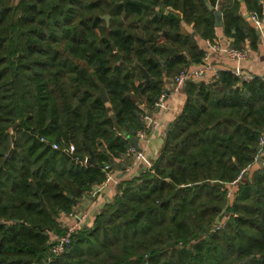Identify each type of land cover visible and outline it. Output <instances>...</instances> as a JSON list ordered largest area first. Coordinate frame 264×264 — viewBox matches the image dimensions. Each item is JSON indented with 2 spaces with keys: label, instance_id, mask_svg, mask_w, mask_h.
<instances>
[{
  "label": "trees",
  "instance_id": "obj_1",
  "mask_svg": "<svg viewBox=\"0 0 264 264\" xmlns=\"http://www.w3.org/2000/svg\"><path fill=\"white\" fill-rule=\"evenodd\" d=\"M207 1L233 48L257 40L236 0ZM245 2L262 17L259 0ZM214 27L204 0H0V264H264V82L228 71L186 83L156 160L46 261L50 234L64 232L56 218L103 181L104 164L120 167L144 128L141 105L202 60L194 34L214 40Z\"/></svg>",
  "mask_w": 264,
  "mask_h": 264
},
{
  "label": "crops",
  "instance_id": "obj_2",
  "mask_svg": "<svg viewBox=\"0 0 264 264\" xmlns=\"http://www.w3.org/2000/svg\"><path fill=\"white\" fill-rule=\"evenodd\" d=\"M238 3V13L239 15L246 20V22L252 26V23L248 17L250 13V9L247 6L245 0H236ZM261 4V18L264 22V0H259ZM177 12V11H176ZM183 25V23H182ZM191 30L188 32H192V25L190 24ZM256 34L258 35L257 31ZM214 40L220 43L221 46L232 47L233 38L224 34L222 27H214ZM194 39L198 46L201 49H205L206 40H210L208 38L203 39L197 34H194ZM240 47L248 48V55L244 60L236 62L235 60L230 59L225 53L220 52L216 54L212 58L213 68L210 70L204 81V83H213L215 73H219L221 71H226L229 68L235 67L236 64H239L240 67L246 71L254 75L255 77H264V48L262 43L260 42L259 35L255 42H251L248 39H245L240 44ZM198 62H193V64H197ZM162 89H166L169 94L166 97L165 108L160 109H152L142 104L141 109L143 111V116L150 114V116L157 120L160 125L157 128L150 129L144 138H137L138 148L143 150L148 159L151 161L156 160L158 157L165 140V134L168 130L170 123L176 118V116L181 112L183 105L186 100V94L182 90L178 92H172L170 87L172 84V77H163L162 78ZM239 83V82H238ZM241 84V83H239ZM143 119V117H142ZM144 120V119H143ZM261 159V157H260ZM131 155L127 154L124 156L122 160L116 159V163L120 162V167L116 168L110 166L116 178L118 179V183L125 178H132L139 175L145 167L140 163L136 166H133L129 171H125V167H127L131 163ZM259 161V160H258ZM257 165H251L248 169L252 172L256 169ZM102 181L100 183H94L90 186V188L84 191L74 202L72 210L76 213H84L86 214V218L84 219L83 226H91L93 223V219L96 213L101 209V207L110 201L113 200L115 194L117 193V187L114 183L107 184L105 187L100 188ZM66 213H61L56 219L58 221V225L61 228L71 222L66 216ZM51 236L54 234L51 233Z\"/></svg>",
  "mask_w": 264,
  "mask_h": 264
},
{
  "label": "built area",
  "instance_id": "obj_3",
  "mask_svg": "<svg viewBox=\"0 0 264 264\" xmlns=\"http://www.w3.org/2000/svg\"><path fill=\"white\" fill-rule=\"evenodd\" d=\"M248 17L252 23L253 28L258 31L260 42L263 45L264 48V22L262 18L258 16V14L255 11H251L248 14ZM225 53L230 59L235 60L239 63V61L244 60L248 55V48L247 47H240V48H233V47H223L220 45V43L216 41L206 40L205 42V49L204 54L202 57V60L197 64H189L187 66H184L181 68L173 77H172V84H171V91L172 92H178L184 88L187 82L193 81V82H200L204 81L206 78L207 73L212 70V58L220 53ZM230 72L234 77L238 79L239 83H248L252 81L255 76L252 75L249 72L244 71L239 64H236L235 67L229 68L226 70ZM219 73H215L214 81L218 79ZM262 81L264 82V77H261ZM169 92L166 89H162L159 97L156 99V101L153 103L152 109H160L165 108V100ZM144 128L140 130L137 133V138H144L147 134V132L152 128L159 127L160 123L153 119L150 114L144 115ZM260 149L264 147V134L260 138L259 141ZM53 148H58L57 144H52ZM69 151H73V147L69 148ZM127 153L131 155V163L125 167V171H129L133 166H136L138 164H142L145 169L149 168L151 166V161L148 159L146 154L141 149H135L132 145L127 150ZM260 155V154H259ZM258 155V157H259ZM256 157V159L258 158ZM79 163L86 164L87 158H84L82 161L79 160ZM102 171L104 173V179L102 181V184L100 188L105 187L107 184L114 183L117 187L118 179L115 176V173L113 169L108 164H104L102 167ZM245 172L242 171L241 173ZM240 175L233 180L232 182L228 183L226 185V197L228 199V202L230 203L233 197V194L236 190V183L239 181ZM68 219L71 220V222L67 223L64 226V232L62 234L53 235L50 241V248L48 251V256L46 258V261H51L52 258L59 256L63 254L66 249L69 247L71 242V236L73 233H75L78 229H80L83 226L84 219L86 218V214L84 213H76L75 211H70L66 213L65 215ZM227 214L218 218L216 222L211 226L210 231L214 232L219 229H221L227 219Z\"/></svg>",
  "mask_w": 264,
  "mask_h": 264
},
{
  "label": "water",
  "instance_id": "obj_4",
  "mask_svg": "<svg viewBox=\"0 0 264 264\" xmlns=\"http://www.w3.org/2000/svg\"><path fill=\"white\" fill-rule=\"evenodd\" d=\"M205 1V5L206 7L212 11L213 13V17H214V25L216 27H221L223 25V21H222V13H221V10L218 8V7H214L212 4H210L207 0H204ZM106 24L108 25V20H109V15H104V16H101ZM258 33V31H257ZM135 66L139 69L141 75L143 76V81L146 83L148 80H149V74L148 72L145 70L144 67H142L140 64H138L137 62L134 63ZM99 85V89H100V92L99 94L97 95L99 98L103 99L104 101L107 100V95H106V92L104 90V88L100 85ZM17 123H14L12 125V129H14L16 127ZM129 141L131 143V145L135 148V149H138V142H137V138L134 137V136H130L129 137ZM260 159V156L258 157V160ZM87 161L88 162H93L94 161V158H93V154L90 153L89 157L87 158ZM260 160H259V164H260ZM247 173V172H245ZM38 202L44 206L45 202L42 198V196H40ZM16 222H18V219H15ZM176 242L175 241H171L169 243H167L164 247L165 248H169V247H173L175 246Z\"/></svg>",
  "mask_w": 264,
  "mask_h": 264
},
{
  "label": "rangeland",
  "instance_id": "obj_5",
  "mask_svg": "<svg viewBox=\"0 0 264 264\" xmlns=\"http://www.w3.org/2000/svg\"><path fill=\"white\" fill-rule=\"evenodd\" d=\"M13 1H15V0H11V2H13ZM178 11V10H177ZM179 12V11H178ZM109 21V20H108ZM182 30L183 31H190L191 30V28H190V24H188V23H183V25H182ZM175 75V74H174ZM173 75V76H174ZM172 76V77H173ZM13 131V129H10V132H12ZM88 158V157H87ZM88 162V161H87ZM227 213H225L224 215H226Z\"/></svg>",
  "mask_w": 264,
  "mask_h": 264
}]
</instances>
